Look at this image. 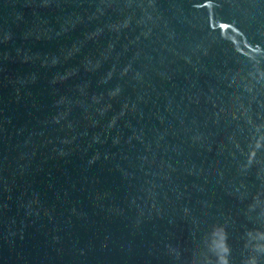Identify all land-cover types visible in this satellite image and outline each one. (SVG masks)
Instances as JSON below:
<instances>
[{
	"label": "water",
	"instance_id": "95a60500",
	"mask_svg": "<svg viewBox=\"0 0 264 264\" xmlns=\"http://www.w3.org/2000/svg\"><path fill=\"white\" fill-rule=\"evenodd\" d=\"M222 262L264 264V0H0V264Z\"/></svg>",
	"mask_w": 264,
	"mask_h": 264
},
{
	"label": "clouds",
	"instance_id": "9594fccd",
	"mask_svg": "<svg viewBox=\"0 0 264 264\" xmlns=\"http://www.w3.org/2000/svg\"><path fill=\"white\" fill-rule=\"evenodd\" d=\"M226 249V248H225ZM222 264H224V262H222Z\"/></svg>",
	"mask_w": 264,
	"mask_h": 264
}]
</instances>
